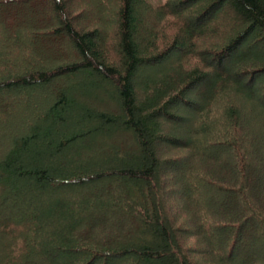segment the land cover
Masks as SVG:
<instances>
[{"label": "trees", "instance_id": "1", "mask_svg": "<svg viewBox=\"0 0 264 264\" xmlns=\"http://www.w3.org/2000/svg\"><path fill=\"white\" fill-rule=\"evenodd\" d=\"M76 3L0 0V40L31 67L0 77L26 121L0 153V264H264V0H113L111 44ZM183 109L190 137L170 129Z\"/></svg>", "mask_w": 264, "mask_h": 264}, {"label": "rangeland", "instance_id": "2", "mask_svg": "<svg viewBox=\"0 0 264 264\" xmlns=\"http://www.w3.org/2000/svg\"><path fill=\"white\" fill-rule=\"evenodd\" d=\"M111 1V0H110ZM150 8L152 10H148V9H145L146 12H152L153 10L154 11H157V5H163L165 3L166 0H145ZM71 3H72V0H71ZM77 4V5H76ZM75 5L77 6L76 8L78 9L79 6L78 4L80 3H76ZM81 4L83 5L82 8L84 9H78L76 11H80V10H84L86 13H87V16L88 14L89 15H93L94 13L95 14H101V16L104 18V17H107V19H105L104 21L107 22L104 23L103 27H101V29L105 32L106 31V36L110 37L109 39H107V43L108 44H111L113 42V36H112V24H115V20H108V19H112V17H108L107 15V11L108 9L114 7V3H113V0H112V3L110 2L109 4L108 3H103L104 5H101L100 4V0H81ZM99 5L101 6L102 9L98 10L97 7H99ZM24 8H29L28 5H25L23 6ZM106 8V9H103ZM22 9V11L26 14V13H29V10L27 9ZM105 10V11H104ZM148 10V11H147ZM145 12V13H146ZM21 14V13H20ZM107 15V16H106ZM86 15L84 16H78V19H83L82 22H85L84 19L88 20V19H91L90 17H87ZM155 17V15H153ZM218 18V17H217ZM220 18V17H219ZM90 21V20H89ZM155 21V20H154ZM176 21L175 18H172V17H168V16H163L162 18V21L160 23V20H159V23L162 25V28L164 27V33L170 37L172 36L175 32H176V29H175V26L173 25L174 22ZM81 22V21H80ZM109 22V23H108ZM156 22V21H155ZM102 23V22H101ZM111 23V24H110ZM101 26V25H100ZM1 27V25H0ZM208 40L206 39L205 42H207ZM205 48V47H203ZM11 52V49L9 48V46L7 45V43H5L4 40H0V77H2L6 71H8V67L6 66L7 63H12L14 64V68H15V72H19L21 70H24V69H29L31 68L29 64H26L24 63V61H22V59H19V58H15L13 56H9ZM177 56V54H171L170 57L168 58V61L171 63L174 62V58ZM230 60H228L229 62ZM168 62V63H169ZM196 64V61L193 60L191 61L190 59L189 60H185V66H190V64ZM5 66V67H4ZM235 66V65H234ZM236 67V66H235ZM10 70V69H9ZM242 78H245L244 76H242ZM246 81H244L245 83ZM260 85H264V78H263V82L262 84ZM186 97L189 99V100H193L195 101L196 103L200 104L201 101L198 100V97H197V94H189V95H186ZM3 100H10L12 106H13V109L10 110L7 114H4L2 115V108H1V103ZM23 105H25V102L23 100V97H20L19 94L17 92L15 93H7V95L3 98V99H0V153L1 152H4L8 146H9V139L10 137L14 134V131L17 130V132L20 134H23L25 132V118H23L21 121H20V124H18V122L16 121V118L20 117V112L24 109ZM184 108V106H182ZM239 107H240V112H241V115L243 117V121L245 120L246 121V118H244V113L247 111V109H249V106L247 104V101L245 99H240L239 100ZM17 111H18V114H17ZM39 113V111L37 112V110H32L29 115L31 116H34L35 114ZM183 120V122H181V126H184L183 128L182 127H177L176 126H170V129L171 131H178L180 132L179 134L181 136H184V137H190V133H189V129H197V126L196 125V121L194 119V117H192V114H190L189 112H187L185 109H183V114H180ZM16 117V118H15ZM241 125H244V122H241ZM182 172H178V176L177 178H179L181 181L184 177V169L181 170ZM188 186V182H184L182 183V189H183V196H182V201L184 204L188 205V202H187V195H186V187ZM206 195L208 194L209 195V198L211 197L212 194H210L209 191L206 190ZM198 194L197 193H194V198L197 199L198 198ZM159 198H161V195H159ZM73 199L72 197L70 196H67V200H71ZM172 197L170 196H167L166 198H164V201L166 200L167 202H172ZM230 199V198H229ZM232 199V198H231ZM175 200V199H173ZM226 199H224V196L220 197L219 198V201L221 202H224ZM217 201V202H219ZM226 202V201H225ZM21 208V211H26V209L28 208V204L24 203L23 205H20L19 206ZM13 210V209H12ZM14 212V210H13ZM177 214V212H171V215H175ZM101 216V220H102V223L103 224H107V223H110V221H112L114 218L117 217V214L116 213H110V214H100ZM227 233H225V231H220L218 233V236L220 237V244H223V243H226V240H227ZM220 253L222 255H224L222 253V251H220L218 248H217V252H214V257L216 256L217 253ZM197 258L199 259H205L204 256L202 255H197L196 256ZM214 257H212V259H215ZM218 257V256H217ZM262 262V261H260ZM260 262H258L260 264Z\"/></svg>", "mask_w": 264, "mask_h": 264}]
</instances>
